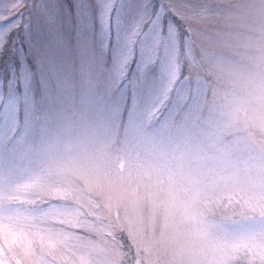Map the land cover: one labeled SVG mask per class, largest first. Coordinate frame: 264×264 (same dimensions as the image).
Here are the masks:
<instances>
[{"label": "clouds", "instance_id": "obj_1", "mask_svg": "<svg viewBox=\"0 0 264 264\" xmlns=\"http://www.w3.org/2000/svg\"><path fill=\"white\" fill-rule=\"evenodd\" d=\"M76 3L71 34L63 0L0 6V58L19 62L0 91L22 60L33 77L0 115L10 264H262L235 243L264 231L242 210L264 196V0H141L116 13L111 52L105 0L95 18ZM25 5L45 37L26 52L6 19Z\"/></svg>", "mask_w": 264, "mask_h": 264}, {"label": "snow or ice", "instance_id": "obj_2", "mask_svg": "<svg viewBox=\"0 0 264 264\" xmlns=\"http://www.w3.org/2000/svg\"><path fill=\"white\" fill-rule=\"evenodd\" d=\"M75 8H80L81 6L76 3V0H73ZM107 9H108V37H107V51L111 52L113 48V43L115 39V31L112 26L113 20L116 16V13L119 12L123 15H126L130 19L137 18L140 13V7L138 4H134L131 0H119V3H113V0H106ZM100 5L95 3V5L86 4L81 8L83 15L91 16L95 18L98 14ZM28 8V5H25L18 12H14L12 15L20 21L17 25L18 28L24 29L26 33V40H31V32L29 31L30 25L28 21H26L23 17L19 15V12L25 11ZM10 17H6L9 19ZM94 38V32H89L88 29L85 27L82 29L81 34V45L82 47H87L88 42L90 39ZM27 65V71L24 72V75L20 80L17 81L15 86L16 95L18 96L19 100L27 99V91L33 85V77H32V65L27 60L21 61V66ZM13 112H17L16 110L7 111V114H11ZM243 211H247L248 213L257 214L261 217H264V196L261 195H253L251 196L246 204L244 205ZM3 233V225H0V234ZM12 237V244H16L17 236L15 233H10ZM235 247L237 250H244L247 249L253 256V259H259L262 264H264V231L259 233H252L250 235L242 237L239 241L235 243ZM30 248V244L24 245L25 255L28 254ZM12 259L16 260V264H19V260L16 259L15 255H13ZM0 264H10V261L5 256V252L3 248H0Z\"/></svg>", "mask_w": 264, "mask_h": 264}, {"label": "rangeland", "instance_id": "obj_3", "mask_svg": "<svg viewBox=\"0 0 264 264\" xmlns=\"http://www.w3.org/2000/svg\"><path fill=\"white\" fill-rule=\"evenodd\" d=\"M10 0H0V6H4L8 4ZM45 0H35V3L41 4L44 3ZM87 4L89 5H95L97 3V0H86ZM106 2V0H105ZM134 4H140L141 0H131ZM75 13L76 9L73 3V0H63L62 5V15L63 20L65 23L66 30L69 29V34H71V28L69 24L75 23ZM19 15L23 17L26 21L31 20V40H26V33L24 31H19L15 34V38L17 40V47H23V51H28L30 47L36 46L38 43L42 42V40L45 38L43 36L42 30L39 28V25L37 23V16L35 13L32 12V10L28 11H22L19 12ZM10 17L7 22H14L17 20V18L13 15H9ZM115 31V28H114ZM107 43V39H106ZM18 61L16 60V56L11 53H6L3 58H0V70H4L8 73L10 76L13 71H15L16 67L18 66ZM30 63V61H29ZM21 101L19 100L18 96L14 92H9L7 95H5L2 91H0V115L5 114L9 119L13 118L15 115V112L11 114H7V111L12 110H19ZM3 117L0 116V119Z\"/></svg>", "mask_w": 264, "mask_h": 264}]
</instances>
